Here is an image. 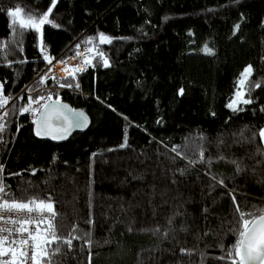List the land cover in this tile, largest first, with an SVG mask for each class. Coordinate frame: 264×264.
Listing matches in <instances>:
<instances>
[{
	"label": "trees",
	"instance_id": "obj_1",
	"mask_svg": "<svg viewBox=\"0 0 264 264\" xmlns=\"http://www.w3.org/2000/svg\"><path fill=\"white\" fill-rule=\"evenodd\" d=\"M17 7L13 25L7 12ZM50 7L0 0L4 93L28 86L33 99L50 95L88 120L86 131L52 143L34 135L24 102L7 109L3 198L50 201L56 213L59 241L42 261L231 264L236 206L245 219L264 211V0H56L42 34L19 28ZM78 45L98 56L75 79L33 82L43 49L60 63ZM248 66L250 103L230 111Z\"/></svg>",
	"mask_w": 264,
	"mask_h": 264
},
{
	"label": "snow or ice",
	"instance_id": "obj_2",
	"mask_svg": "<svg viewBox=\"0 0 264 264\" xmlns=\"http://www.w3.org/2000/svg\"><path fill=\"white\" fill-rule=\"evenodd\" d=\"M56 0H52V7L55 6ZM52 7L48 9V12L43 14L41 17L36 18L33 15L29 14L26 19L19 20V28L20 29H33L36 32H41L42 34V26L45 24L52 23L49 20V14L52 12ZM23 10L17 7L15 10H9L7 15L13 17L12 24H17L18 17H21ZM56 27L55 24L52 25ZM239 26L237 25V28ZM22 34V33H21ZM101 43H111V38L104 36L103 34L99 37ZM91 43V41H89ZM46 51V50H45ZM92 51V49H89ZM204 52L206 54H212V50L207 46L204 47ZM79 55V53H78ZM102 56L103 54L100 53ZM45 60L51 64V59L45 54ZM60 63H64V61H60ZM91 61L85 59L84 64H90ZM104 66L108 67V61L104 60ZM84 65L77 66L75 68H65L64 71L67 73L65 79L69 76L72 79H75V74L83 71ZM252 74V67H246L241 73V78L237 84V90L235 93V97L233 100L227 105L233 111L237 110V105L239 103L248 104L250 100L245 99V93L242 91L245 86L248 78ZM52 79H55L53 76ZM45 81V77L41 78V83ZM69 84H60V87H71ZM79 87V85H76ZM259 87V85H255ZM183 90L181 89V94ZM44 97H38L33 99L29 97L28 107L23 109V112L31 111L34 115L39 113L37 119L33 121L36 125V135H49L52 134L53 131V121L63 119L65 122H68L69 117L65 114L67 112H71L70 109H67L66 106H60L59 101H56L51 104H43L41 105V100ZM48 100H51V96L48 97ZM8 104V99L3 96V85L0 84V108H3ZM33 104L40 105L39 108H32ZM42 109V110H41ZM7 115V112L4 113ZM73 116L77 117L76 126H80V123H87V118L84 117L83 113H73ZM3 117L0 116V120ZM4 125L0 123V131H3ZM259 136L262 141H264V129H261L259 132ZM53 138L63 139L64 136H55ZM127 142L125 138V143L122 147H126ZM205 158L203 156V152L200 154V162H204ZM210 163V161H209ZM0 170H2V166H0ZM0 194L7 195L5 193V187L2 183H0ZM234 199V198H233ZM237 211L239 212L240 219L242 221L241 230L238 233V239L236 243L233 245V251H229L227 254V258L230 260L231 264H264V211L261 212L259 216H256L253 213H249L248 219H245V213L241 212L239 206H236ZM2 212H26L28 215L21 218L19 221L15 219L4 220L5 223L17 224L19 223L20 227L16 229L17 233L23 234L27 233V237L23 236L17 241L14 239H10L13 235L11 229L0 228V233L7 232L8 236L0 235V257H9V259H0V264H16L17 259H20V264H28L29 260L31 264H41V261L47 255L45 251V246L52 244L53 242H58L59 237L56 234V230L54 228V218L56 216L54 205L48 201L45 202L43 200L37 201L35 199L27 202H17L4 199L3 196H0V213ZM37 213L36 217H33L31 213ZM44 212L49 213L50 215L45 217L43 215ZM3 216H0V220H3ZM28 226H33L35 231L30 230ZM41 226H44L43 228ZM75 239V237H73ZM31 242V244H30ZM64 243H67L69 246L72 245V240H66ZM7 245V247H5ZM32 249L31 256L28 255V251L26 246H29ZM17 247L23 249L19 252V257L17 255ZM59 249H55L58 251ZM223 259V258H222ZM45 264H48L45 261Z\"/></svg>",
	"mask_w": 264,
	"mask_h": 264
},
{
	"label": "built area",
	"instance_id": "obj_3",
	"mask_svg": "<svg viewBox=\"0 0 264 264\" xmlns=\"http://www.w3.org/2000/svg\"><path fill=\"white\" fill-rule=\"evenodd\" d=\"M89 49H91V48H86V47H82V46L78 45L76 47V56L72 57V58H69V60L65 61L64 63H58L55 59H53L51 56H49V54H48L46 49H43L42 50L43 58L45 57V54H47V56L49 57V59H51L52 62H51V64H49L48 61L45 60V58H44L45 66L39 73L36 74L33 82L41 83V78L42 77H45V81H47V80H53L52 79L53 76L54 77L55 76H66L67 73H62L66 67L67 68H75V67L80 66V65L83 64L84 68H85L87 66V64H84L85 58L88 59L91 56V53H92V51L90 52ZM78 53H79V55H78ZM0 84L3 85V96L8 99V104L5 105L3 108H0V116L3 117V119L0 120V123H2L4 125L6 120H7V115H4V113L7 112V109L9 107V105L11 103H15V102L16 103L24 102L25 107H28L29 106L28 105L29 97L32 98L34 92L31 91V89L27 86V87L23 88L16 95L11 96L9 94H5L4 93V85L5 84L1 80V78H0ZM42 89H39V90H42ZM49 96L50 95L44 97V99L41 100V102H40L41 105L46 104L49 101L48 100ZM31 107L32 108H39L40 105L33 104ZM38 114L39 113L34 115L31 111L25 112V115L27 116L28 120L32 124H33V121L35 119H37ZM0 142H1V139H0ZM0 166H2V170H0V183H2L4 185V169H5V166H4V164L1 161H0ZM0 196H3V194H0ZM26 215H28L26 212H11V213L2 212V213H0V216H3V218H4L3 220H0V228L11 229L13 235L10 237V239L16 240L17 244H18V242H19V240L21 239L22 236L24 238L27 237V233H23V234L17 233L16 229H18L20 227L19 223H17V224L5 223L4 220L15 219V220L19 221L21 218L25 217ZM31 215L33 217H36L37 213L34 212V213H31ZM43 215L45 217H47L50 214L47 213V212H44ZM28 227L30 228V230L35 231L33 226H28ZM41 227L43 228L44 226H41ZM0 235L8 236V233L7 232H3V233H0ZM30 244H31V242H30ZM5 247H7V245H5ZM26 248H27V251H28V255L31 256L32 249H31L30 245L26 246ZM21 250H23V249L17 247V255H18V257H19V252ZM0 259H9V257H0ZM16 264H20V259L19 258L17 259ZM28 264H31L30 260H29ZM41 264H45V263L43 261H41Z\"/></svg>",
	"mask_w": 264,
	"mask_h": 264
},
{
	"label": "water",
	"instance_id": "obj_4",
	"mask_svg": "<svg viewBox=\"0 0 264 264\" xmlns=\"http://www.w3.org/2000/svg\"><path fill=\"white\" fill-rule=\"evenodd\" d=\"M56 101H59L60 106H66L67 109L71 110V112L65 113L69 117L68 122H65L63 119L54 120L53 121L52 134L40 135V136L36 135V125L33 123V132H34V135L42 141H49L52 143H63V142H66L68 140V138L71 136V134H73L74 132L86 131V129L88 127V120H87V123L81 122L80 126H76V121L78 118L73 116V113H83V112H81L79 110L72 109L69 105L63 103L61 100H52L51 99L46 104H51V103H54ZM84 117H86V116L84 115ZM53 135H55L57 137L62 135V136H64V138L63 139H59V138L54 139Z\"/></svg>",
	"mask_w": 264,
	"mask_h": 264
},
{
	"label": "rangeland",
	"instance_id": "obj_5",
	"mask_svg": "<svg viewBox=\"0 0 264 264\" xmlns=\"http://www.w3.org/2000/svg\"><path fill=\"white\" fill-rule=\"evenodd\" d=\"M92 49V53H91V56L88 58L91 62H92V60H93V58L94 57H96V56H98V52L94 49V48H91ZM91 52V51H90ZM85 59H87V58H85ZM91 64V63H90ZM87 65H89V64H87ZM63 71V70H62ZM62 73H66L65 71H63ZM241 78V75H240V77H239V79ZM239 79L237 80V84H238V81H239ZM237 84H236V90H237ZM246 85V84H245ZM236 90H235V93H236ZM245 86L243 87V89H242V91L245 93ZM235 93H234V95H233V97H232V99H231V101L233 100V98L235 97ZM230 101V102H231ZM229 102V103H230ZM228 103V104H229ZM243 103H239L238 105H237V110H238V108L242 105ZM227 108L230 110V111H233L231 108H229L228 106H227ZM264 129V128H263ZM262 143H263V145H264V141H262Z\"/></svg>",
	"mask_w": 264,
	"mask_h": 264
},
{
	"label": "bare ground",
	"instance_id": "obj_6",
	"mask_svg": "<svg viewBox=\"0 0 264 264\" xmlns=\"http://www.w3.org/2000/svg\"><path fill=\"white\" fill-rule=\"evenodd\" d=\"M87 66H89V65H87ZM49 89L51 90V88L49 87ZM44 91V90H43ZM52 93V92H51ZM23 107V106H22ZM24 109V108H23Z\"/></svg>",
	"mask_w": 264,
	"mask_h": 264
}]
</instances>
